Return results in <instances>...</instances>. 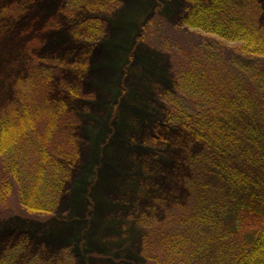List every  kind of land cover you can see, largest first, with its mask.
<instances>
[{
	"label": "trees",
	"instance_id": "obj_1",
	"mask_svg": "<svg viewBox=\"0 0 264 264\" xmlns=\"http://www.w3.org/2000/svg\"><path fill=\"white\" fill-rule=\"evenodd\" d=\"M110 1L66 0L62 13L71 19L76 42H97L105 26L94 12ZM25 6L14 1L0 14L19 16ZM181 24L239 47L228 61L231 49L219 42L218 62L205 60L201 71L190 60L188 77L197 81L191 95L166 96L168 125L192 148L181 160L185 198L165 200V219L153 220L145 237V258L157 264H264V0H186ZM56 61L61 70L51 72ZM27 62L18 99L0 111V199L15 195L20 210L39 218L61 205L82 156V120L71 102L83 84L67 76L77 77L83 67L55 56L33 55ZM17 247L0 264L38 258ZM66 255L52 262L40 257L43 264H73L71 252Z\"/></svg>",
	"mask_w": 264,
	"mask_h": 264
},
{
	"label": "rangeland",
	"instance_id": "obj_2",
	"mask_svg": "<svg viewBox=\"0 0 264 264\" xmlns=\"http://www.w3.org/2000/svg\"><path fill=\"white\" fill-rule=\"evenodd\" d=\"M14 1L26 8L19 16L0 14V111L18 99L33 55L79 64L77 77H67L83 84L71 105L82 120L84 146L53 214L30 218L15 195L0 199V259L19 246V253L38 256L32 264L56 261L61 253L67 259L66 251L73 264H157L147 262L143 243L153 220L165 219V200L185 198L181 160L192 148L168 125L166 96L191 95L197 81L188 77L190 60L201 71L205 60L218 62L216 44L229 46L227 58L238 44L183 26L186 0L110 1L94 12L105 28L89 45L70 32L71 19L62 13L66 0H0V12ZM214 39L206 47L205 40ZM3 205L13 213L5 214ZM25 261L23 256L19 264Z\"/></svg>",
	"mask_w": 264,
	"mask_h": 264
}]
</instances>
